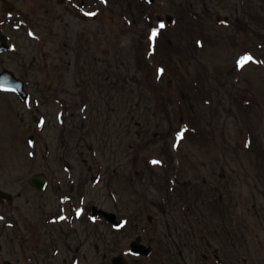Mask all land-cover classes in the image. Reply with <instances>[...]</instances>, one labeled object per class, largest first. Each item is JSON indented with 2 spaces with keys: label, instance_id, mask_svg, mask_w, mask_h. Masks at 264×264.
I'll return each mask as SVG.
<instances>
[{
  "label": "rangeland",
  "instance_id": "374dc122",
  "mask_svg": "<svg viewBox=\"0 0 264 264\" xmlns=\"http://www.w3.org/2000/svg\"><path fill=\"white\" fill-rule=\"evenodd\" d=\"M6 1L0 30L22 11L34 35L20 28V49L0 55V72L11 67L32 96L0 93V264H110L139 237L154 248L146 264H264V0H11L13 15ZM36 174L49 176L44 192ZM86 178L88 205L117 214L121 234L98 212L99 224L44 225ZM168 179L196 190L190 212Z\"/></svg>",
  "mask_w": 264,
  "mask_h": 264
},
{
  "label": "flooded vegetation",
  "instance_id": "af4514ba",
  "mask_svg": "<svg viewBox=\"0 0 264 264\" xmlns=\"http://www.w3.org/2000/svg\"><path fill=\"white\" fill-rule=\"evenodd\" d=\"M19 19L20 20H17V21H20L18 22L19 24H14V22H11L9 24V26H11L9 28L11 33L7 34V41H8V44L12 47L9 54L15 53V50L18 51V48L20 49V46L17 44V42H14V35H13L14 32L16 33V31L20 30V28H22V31L24 30L23 28H25L27 33L32 32V20L30 19L29 15H26L25 13L20 11ZM47 177H48V184H49V176L47 175ZM56 181H58L57 183L61 181L62 185L65 184V181H67L70 184V180L64 181L61 179H56ZM79 181L80 180L78 181L73 180V182L70 185H68L70 193H68L64 197H61L60 195L56 197L57 202H58V208L53 212V214L51 215L47 214L45 217H43V223L45 226L47 227L61 226L62 224H64L66 228H69L68 224L75 225V222L77 221L83 224H90V223L92 224L91 222L92 209H91V206H89L86 201L87 200L86 199L87 190L91 188L92 180L91 178L90 179L86 178V179L81 180V182ZM48 186L49 185H47V187ZM57 192H59V190L56 191V193ZM0 203H3V202H0ZM116 206L119 207L120 203H117ZM59 208L61 211L58 210ZM93 210H95V212H99L101 216H105V212L103 210L97 211L95 208H93ZM0 220H4V218H0ZM5 228H7V230H15L17 227L15 226V223H13L12 219L6 217ZM124 229L125 228L120 229V231H118L117 234H121ZM15 239L20 243L26 244L28 248L30 247L32 253H34V257L38 255L42 256L44 252L43 249L40 248L39 246H32L33 243L30 241V238L28 240V238L24 234L16 233ZM34 239H35V236H34ZM55 244L58 246L59 241L55 240ZM132 245H133V242L131 243L129 248H132ZM60 253H61L60 248H54L51 258L56 259L55 257H58ZM122 254H125V256H127L129 264H134V263L135 264H146L147 263V259L144 260V258L142 259L141 257L139 258V257H133L132 255H129L130 253L128 252V250L125 251L124 249V252ZM129 256H131L133 259H131ZM215 258H216L217 264H220L221 260L219 259V257L216 256ZM35 260H38V259L36 258ZM23 261L27 264H32L34 259L31 257H25ZM67 261L68 259L65 260V264L67 263ZM208 261H209V257L204 255V262L202 263L206 264ZM35 263L37 264L38 261H36ZM106 263L108 264V260L103 261L102 264H106ZM3 264H21V263L18 260H11V261H5ZM69 264H81V261L79 262L77 256L73 255L71 260L69 261ZM110 264H114L113 258L110 259Z\"/></svg>",
  "mask_w": 264,
  "mask_h": 264
},
{
  "label": "water",
  "instance_id": "95a60500",
  "mask_svg": "<svg viewBox=\"0 0 264 264\" xmlns=\"http://www.w3.org/2000/svg\"><path fill=\"white\" fill-rule=\"evenodd\" d=\"M150 1H154V0H150ZM9 8L6 7L5 10H8ZM172 18L170 16H167V21L171 22ZM0 38L2 40H4V38L2 36H0ZM3 50V49H2ZM0 87L6 89V90H13L15 92H17L24 100L28 99V94L25 91V84L22 80L17 79L16 76L11 73L10 71H4L3 73L0 74ZM35 121H37L38 123H40V120L35 117L34 118ZM31 184L38 188V189H42L45 184H46V177L44 175H36L34 177H32L31 179ZM10 195H8L5 192L0 191V200L2 199H9ZM110 220H115L114 216H110L109 217ZM140 241V239L138 240ZM134 251L138 254H146L148 255L150 252V249H145L144 246L142 245H135ZM114 264H127L126 261H124V259L122 257H118L114 259Z\"/></svg>",
  "mask_w": 264,
  "mask_h": 264
},
{
  "label": "snow or ice",
  "instance_id": "6c2138e0",
  "mask_svg": "<svg viewBox=\"0 0 264 264\" xmlns=\"http://www.w3.org/2000/svg\"><path fill=\"white\" fill-rule=\"evenodd\" d=\"M94 15V14H93ZM164 27V24H161L160 25V28H163ZM157 34H158V32H157V30H153L152 31V34H151V38L154 40L155 39V37L157 36ZM252 60V57L251 56H249V55H246V56H244V57H242L241 59H240V61H238V66H243L244 64H246V63H248L249 61H251ZM163 70H161V72H162ZM41 123H43V121H41ZM182 137H183V132H181L179 135H178V137H177V139L178 140H180V139H182ZM153 163H158L157 161H153Z\"/></svg>",
  "mask_w": 264,
  "mask_h": 264
},
{
  "label": "trees",
  "instance_id": "16d2710c",
  "mask_svg": "<svg viewBox=\"0 0 264 264\" xmlns=\"http://www.w3.org/2000/svg\"><path fill=\"white\" fill-rule=\"evenodd\" d=\"M258 34L257 35H261L259 32H257ZM262 36V35H261ZM264 49V47H262ZM188 109L189 110H192L194 112H198V108H196V106H192V105H188ZM170 195V194H169Z\"/></svg>",
  "mask_w": 264,
  "mask_h": 264
}]
</instances>
